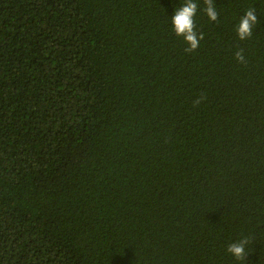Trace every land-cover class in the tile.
Returning a JSON list of instances; mask_svg holds the SVG:
<instances>
[{
    "label": "trees",
    "instance_id": "obj_1",
    "mask_svg": "<svg viewBox=\"0 0 264 264\" xmlns=\"http://www.w3.org/2000/svg\"><path fill=\"white\" fill-rule=\"evenodd\" d=\"M184 2L0 0V264H264V0Z\"/></svg>",
    "mask_w": 264,
    "mask_h": 264
},
{
    "label": "clouds",
    "instance_id": "obj_2",
    "mask_svg": "<svg viewBox=\"0 0 264 264\" xmlns=\"http://www.w3.org/2000/svg\"><path fill=\"white\" fill-rule=\"evenodd\" d=\"M205 7L203 11L212 22H216L219 18L217 7L214 0H203ZM198 11V4L195 0H185L184 4L177 8L171 18V24L176 36L183 37L188 47L185 52L191 53L195 51L200 41L203 39L202 33H197L195 16ZM258 23L257 16L255 15V8L252 7L245 11L240 17L239 23L236 28L237 36L240 40H245L253 35V28ZM235 59L241 63L246 64L247 61L244 56L243 50L234 53ZM204 97L195 101L198 105ZM249 237H242L240 240L235 241L228 245L227 252L237 261H243L245 264L246 257L249 254L246 248L249 244Z\"/></svg>",
    "mask_w": 264,
    "mask_h": 264
}]
</instances>
